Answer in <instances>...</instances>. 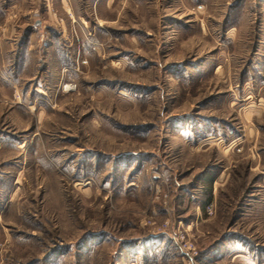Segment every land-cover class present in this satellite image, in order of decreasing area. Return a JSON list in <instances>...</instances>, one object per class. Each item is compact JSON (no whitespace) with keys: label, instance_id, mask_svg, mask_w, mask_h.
<instances>
[{"label":"rangeland","instance_id":"374dc122","mask_svg":"<svg viewBox=\"0 0 264 264\" xmlns=\"http://www.w3.org/2000/svg\"><path fill=\"white\" fill-rule=\"evenodd\" d=\"M0 264H264V0H0Z\"/></svg>","mask_w":264,"mask_h":264},{"label":"built area","instance_id":"2783aa9c","mask_svg":"<svg viewBox=\"0 0 264 264\" xmlns=\"http://www.w3.org/2000/svg\"><path fill=\"white\" fill-rule=\"evenodd\" d=\"M206 211L209 213V214H212V205L211 204H208L206 206Z\"/></svg>","mask_w":264,"mask_h":264},{"label":"bare ground","instance_id":"6f19581e","mask_svg":"<svg viewBox=\"0 0 264 264\" xmlns=\"http://www.w3.org/2000/svg\"><path fill=\"white\" fill-rule=\"evenodd\" d=\"M66 86H68V85H66Z\"/></svg>","mask_w":264,"mask_h":264}]
</instances>
